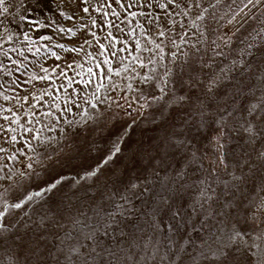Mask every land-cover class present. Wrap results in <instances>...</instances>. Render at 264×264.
<instances>
[{
  "label": "snow or ice",
  "instance_id": "1",
  "mask_svg": "<svg viewBox=\"0 0 264 264\" xmlns=\"http://www.w3.org/2000/svg\"><path fill=\"white\" fill-rule=\"evenodd\" d=\"M0 17V264H264V0ZM145 111L156 142L116 129Z\"/></svg>",
  "mask_w": 264,
  "mask_h": 264
},
{
  "label": "rangeland",
  "instance_id": "2",
  "mask_svg": "<svg viewBox=\"0 0 264 264\" xmlns=\"http://www.w3.org/2000/svg\"><path fill=\"white\" fill-rule=\"evenodd\" d=\"M45 11H47V9H45ZM26 15H28L31 19H35L37 18L40 13L39 11L35 12V13H26ZM4 19V17H0V21H2ZM9 19H11V17H9ZM18 21V18H17ZM27 23V21H25V24ZM3 25L0 24V28H2ZM11 27L16 28V30L18 32L21 31H27V28H21L19 26V21L17 24L15 25H11ZM39 31V30H34L33 33H31L33 35V37L35 38V32ZM21 41L23 40L22 35L18 37ZM67 39V38H66ZM89 51H91V49H87ZM26 55L29 56V59H32L31 53H26ZM120 55H124V53H121ZM83 62V61H82ZM113 63H115V61H113ZM87 63L85 62V67H87ZM77 71H79L77 69ZM69 75L73 76L74 80H79V77H76L71 71H69ZM87 78V77H85ZM60 83H64V81H60ZM73 87H77L76 84L73 85ZM80 88H83V85H79ZM58 91H63V89H60L57 87ZM75 111V108L73 109ZM139 114L137 112H132L130 115H125L123 112H121L118 117L117 120L115 121V125H116V129L119 128V126L123 123V122H127V124H132V128L129 129L130 135H131V141L135 142V141H142L145 144H152L154 142H156L161 134L162 128L164 127L163 125L161 126H157L156 124H153L152 121V117L149 115L148 111H145L144 116L140 118V120L136 123L133 124V119L135 117H137ZM69 118H71V114H69ZM115 131V129H114ZM82 135H85L84 133H82ZM95 133H92L89 136V140H91L92 138L95 137ZM101 135H103V133H101ZM68 143L71 145V148L69 149V151L71 152H75L77 148H80V150L82 151L83 148L81 147V145L79 143H75L73 144L72 141H68ZM236 145L233 144H229L228 148L229 149H235ZM193 170H190V174ZM196 177L193 176V179H195ZM222 178L227 179L226 176H223Z\"/></svg>",
  "mask_w": 264,
  "mask_h": 264
}]
</instances>
